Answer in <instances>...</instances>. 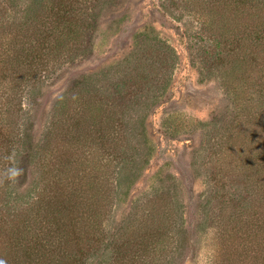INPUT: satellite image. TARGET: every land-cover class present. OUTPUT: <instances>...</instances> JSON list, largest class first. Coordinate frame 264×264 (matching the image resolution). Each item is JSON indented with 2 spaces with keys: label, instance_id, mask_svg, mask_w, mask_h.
Returning <instances> with one entry per match:
<instances>
[{
  "label": "rangeland",
  "instance_id": "obj_1",
  "mask_svg": "<svg viewBox=\"0 0 264 264\" xmlns=\"http://www.w3.org/2000/svg\"><path fill=\"white\" fill-rule=\"evenodd\" d=\"M81 1L0 0V259L264 264V0Z\"/></svg>",
  "mask_w": 264,
  "mask_h": 264
},
{
  "label": "trees",
  "instance_id": "obj_2",
  "mask_svg": "<svg viewBox=\"0 0 264 264\" xmlns=\"http://www.w3.org/2000/svg\"><path fill=\"white\" fill-rule=\"evenodd\" d=\"M96 1H98V0H96ZM76 2V0H69V3L67 2V0H47L46 1V4H41L42 3V1L40 0V2L37 4V6L35 7V9H34V12H35V10H36V12L39 14L40 12H42L43 11V13H44V10H47L51 15H53L56 19H62L61 20V22L63 23V22H68V23H73V22H79V21H77V20H81V21H83L82 20V18L85 16V12H86V8H85V6H84V4L82 3V1L81 2H78L76 5V7H71V5H74V3ZM82 3V4H81ZM70 7L71 8H73V10H71L70 9ZM75 15H78V17H75ZM66 17H68V19L66 20ZM33 21H37V20H33V19H29V21L28 22H30V24H32V23H34ZM26 26H27V23H26ZM89 27V26H88ZM29 30V31H28ZM21 33V32H20ZM24 33H25V40L24 41H26V40H30L29 38V35H27V34H29V33H32V34H37V35H39L38 34V29H36V28H32V27H25L24 28ZM70 33V31L69 30H67L66 31V33H64L63 31H58V36H56V34H54V36H53V38H54V40L55 39H57V37L59 38V36L62 38L64 35H67V34H69ZM35 37H36V35H35ZM33 38H34V35H33ZM51 38V36L49 37V38H46V37H44L43 35H42V30H41V36H40V38L39 39H37V37H36V39H37V41H38V50H37V52H36V55H35V53L33 54V57H34V55H35V58H39V59H36V62H37V64H39L40 63V61H43V60H45V58H43L44 57V55H45V53L47 54V55H49V53L51 52V51H49V50H47V49H45L44 48V41L45 40H49ZM33 40V39H32ZM23 41V42H24ZM168 54V53H167ZM147 60H149L150 61V64H148L147 66H146V64L143 62V59H141V58H139L136 62H134V63H141V64H143V66H144V68L146 67V69H149V68H151V66H152V64H155L154 63V61L153 60H151L150 58H146ZM133 63V57L131 58V59H127V60H124L123 61V65L126 67V66H129V65H131ZM219 63V62H218ZM162 65H165V63H162ZM220 65H223V63H221ZM217 66V65H216ZM120 68V66L117 68V69H119ZM143 68V69H144ZM222 68H223V66H222ZM137 74V76H135V77H133V81H135L136 80V82L135 83H139V82H141V80L142 79H144L145 77H144V73L142 72V71H139L138 73H136ZM143 75V76H142ZM135 87H137L138 88V93H139V95L137 94V96H135V97H133L132 99H130L128 102H129V104H131L132 105V103L134 102L137 106H139V107H141V106H143V108H145L147 105H148V103H145V102H143V101H140V98L143 100L144 99V95H145V92L144 91H142V90H144V89H141V88H139V86H135ZM92 90H95L94 88H92ZM138 97V98H137ZM137 98V99H136ZM147 100V99H146ZM144 104V105H143ZM24 240V237H22L21 235L19 236V238H18V242H21V241H23ZM17 247H19V245H15L14 246V248H17ZM28 251V252H27ZM27 251H26V256H25V260H26V262H27V264H39V263H37L38 261H40V260H43L42 258L44 257H41V256H39V257H36L34 254H31V252L27 249ZM1 258V257H0ZM12 259L13 260H15V263H17L16 262V258H15V256H12ZM0 262H3V264H5V263H7L6 262V259L5 260H3V259H0ZM45 263V262H44ZM19 264V263H18ZM45 264H47V263H45ZM50 264H61V263H57V262H51Z\"/></svg>",
  "mask_w": 264,
  "mask_h": 264
},
{
  "label": "clouds",
  "instance_id": "obj_3",
  "mask_svg": "<svg viewBox=\"0 0 264 264\" xmlns=\"http://www.w3.org/2000/svg\"><path fill=\"white\" fill-rule=\"evenodd\" d=\"M21 171L22 170H19V169H11L9 178L14 179V178L18 177L21 174ZM0 264H3V262H0Z\"/></svg>",
  "mask_w": 264,
  "mask_h": 264
}]
</instances>
